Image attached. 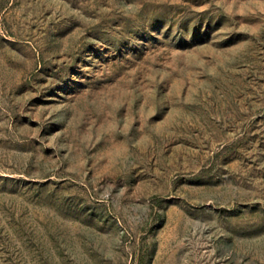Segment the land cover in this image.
I'll use <instances>...</instances> for the list:
<instances>
[{
	"label": "rangeland",
	"instance_id": "1",
	"mask_svg": "<svg viewBox=\"0 0 264 264\" xmlns=\"http://www.w3.org/2000/svg\"><path fill=\"white\" fill-rule=\"evenodd\" d=\"M0 264H264V0H0Z\"/></svg>",
	"mask_w": 264,
	"mask_h": 264
}]
</instances>
